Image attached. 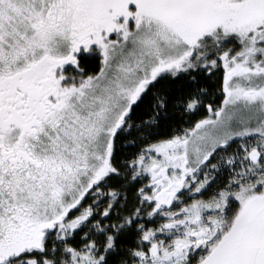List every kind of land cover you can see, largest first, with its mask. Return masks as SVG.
I'll list each match as a JSON object with an SVG mask.
<instances>
[{"label":"snow or ice","instance_id":"snow-or-ice-1","mask_svg":"<svg viewBox=\"0 0 264 264\" xmlns=\"http://www.w3.org/2000/svg\"><path fill=\"white\" fill-rule=\"evenodd\" d=\"M0 264H264V0H0Z\"/></svg>","mask_w":264,"mask_h":264}]
</instances>
